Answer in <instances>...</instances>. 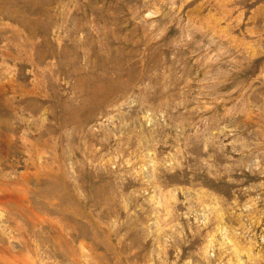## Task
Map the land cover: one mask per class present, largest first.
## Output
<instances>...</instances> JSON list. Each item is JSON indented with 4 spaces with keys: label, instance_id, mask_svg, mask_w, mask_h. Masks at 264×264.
Masks as SVG:
<instances>
[{
    "label": "rangeland",
    "instance_id": "rangeland-1",
    "mask_svg": "<svg viewBox=\"0 0 264 264\" xmlns=\"http://www.w3.org/2000/svg\"><path fill=\"white\" fill-rule=\"evenodd\" d=\"M0 264H264V0H0Z\"/></svg>",
    "mask_w": 264,
    "mask_h": 264
}]
</instances>
